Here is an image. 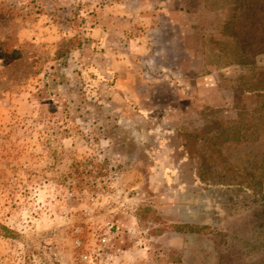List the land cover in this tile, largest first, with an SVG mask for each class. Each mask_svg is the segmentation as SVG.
Instances as JSON below:
<instances>
[{"label": "rangeland", "instance_id": "1", "mask_svg": "<svg viewBox=\"0 0 264 264\" xmlns=\"http://www.w3.org/2000/svg\"><path fill=\"white\" fill-rule=\"evenodd\" d=\"M0 53V264H264V107L262 188L180 135L255 107L264 0H0Z\"/></svg>", "mask_w": 264, "mask_h": 264}, {"label": "trees", "instance_id": "2", "mask_svg": "<svg viewBox=\"0 0 264 264\" xmlns=\"http://www.w3.org/2000/svg\"><path fill=\"white\" fill-rule=\"evenodd\" d=\"M244 91L254 98L255 107L252 110L238 106L239 115L234 120L223 121L218 117L206 116L205 124L201 128L180 132L184 153L199 161V177L203 181H207L212 173L217 172V167H220L228 175L234 174L250 186L253 184L260 185V188L263 186L262 174H258L250 167H242L239 163L232 162L223 149L225 143L240 137L241 129L246 125L245 122L250 121L254 113L264 107V86L252 80ZM175 227L181 232H200L203 228V226L191 224H178Z\"/></svg>", "mask_w": 264, "mask_h": 264}]
</instances>
